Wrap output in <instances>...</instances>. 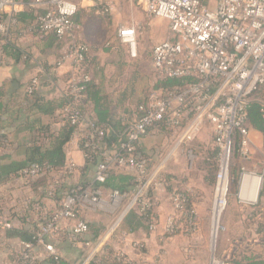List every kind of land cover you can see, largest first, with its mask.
I'll use <instances>...</instances> for the list:
<instances>
[{
  "label": "built area",
  "instance_id": "2783aa9c",
  "mask_svg": "<svg viewBox=\"0 0 264 264\" xmlns=\"http://www.w3.org/2000/svg\"><path fill=\"white\" fill-rule=\"evenodd\" d=\"M94 1L102 3L103 14H112L111 4L105 0ZM143 1L148 17L169 23L167 39L155 45L151 52L154 74L159 80H179L180 83L150 91L145 100L123 118L128 125L125 139L116 149L108 150L101 148L105 131L97 126L94 108L87 98L92 77L84 72L83 64L90 47L79 38L81 28L73 20L77 6L67 0H35L30 4L24 0H0V42L18 24L16 16L23 9L47 7L45 13L37 14L34 26L41 33H53L66 46L56 67L70 68L64 93L69 103L60 109L59 118L75 128L70 142L77 144L84 161L97 153L101 155L103 162L95 170L94 182L104 184L111 172H117L134 176L139 184L133 197L130 193L106 192L79 183L62 192L64 184L81 174L77 163L68 158V146L65 149L67 163L61 172L54 173L39 166L20 170V176L27 180L41 179L45 174L53 177L44 195L55 207L37 199L30 215L31 224H37L38 229L34 242L47 254L58 257L55 241L67 242L75 248H90L92 243L86 240L90 224L85 213L103 209L108 202L114 206L129 201L127 212L149 213V229L156 231L157 200L150 194L165 191L169 184L162 169L151 171V156L136 155L148 137L166 135L176 142L173 147L176 152L185 148L191 150L200 135L207 128L211 129L219 151L211 209L212 234L216 241L226 231L221 220L228 208L234 147L241 163L253 160L254 143L252 129L247 125V110L264 86V0H217L214 7L204 4L203 0ZM118 39L129 55L137 56L135 26L120 28ZM41 82L38 77L34 78L27 88L28 95L39 90ZM252 178H258L260 184L253 202ZM238 181L237 199L247 207L246 216L256 219L259 215L255 210L264 188V164L259 176L241 166ZM169 201L173 213L166 220L167 238L196 235L200 218L188 194L182 189L173 190L169 192ZM30 204L33 203L28 201L27 205ZM3 226L10 227L9 224ZM261 233L254 230V235ZM35 244L23 243L20 256L13 264H37L40 257ZM235 258L234 254L226 253L222 261L214 263L231 264ZM118 259L132 264L122 253H118Z\"/></svg>",
  "mask_w": 264,
  "mask_h": 264
},
{
  "label": "crops",
  "instance_id": "0c3cea01",
  "mask_svg": "<svg viewBox=\"0 0 264 264\" xmlns=\"http://www.w3.org/2000/svg\"><path fill=\"white\" fill-rule=\"evenodd\" d=\"M24 1L30 4L35 0ZM67 1L77 6L81 18L79 38L90 47V56L93 61L90 69L92 84L104 95H107L112 102H117L120 98L117 90L111 91L107 78L109 72L101 66L102 56L111 57L110 54L116 56L118 53L123 55L122 49L125 46L119 42L118 31L122 27H132L133 25L130 26L129 23L136 22L141 13L138 12L133 0H105L113 6V12L110 15L103 14L101 12L102 3L94 0ZM35 9L44 12L47 7L39 6ZM152 22L150 28H152ZM167 36L168 28L166 31L160 32L152 49L155 45L166 40ZM65 51L66 46L57 43L51 37L43 39L31 31H27L25 35L17 37L16 50H9L6 56L0 58V132L6 134L9 139L5 149L0 151V231L2 232H0V264H13V250L21 249L22 242L16 237L6 236L7 233L5 235L4 231L11 228H22L21 219L23 218L26 219L27 224H31L32 204L27 205V202L33 203L37 199H41L49 207H55V203L42 195L38 189L43 184L42 179L27 180L22 178L19 172L27 167L29 145L34 136V130L38 127V121L41 120L44 124L53 121L52 116L35 115L34 110L28 107L27 88L32 80L38 77L43 80L39 89L40 94L46 101L58 103L64 96L70 71L68 66L61 69L56 67L57 61ZM126 52L128 54V51ZM107 59L109 60V58ZM59 111L55 113L57 118H59ZM62 126L63 124L59 121L54 124L57 130ZM207 133L212 135L210 128L203 132V138L208 136ZM253 135L257 141L260 139L263 147L262 134L254 130ZM151 141L150 137L143 140L139 147L141 155H148ZM67 146L68 158L73 159L80 168L84 167L85 161L77 144L70 142ZM256 147L258 148V146ZM162 168L160 167V169ZM124 175L129 174L124 173ZM79 182H83L81 175L71 180L73 184ZM215 182L216 178L213 180L203 178L193 187L185 188L194 196L195 206L201 220L208 214L211 217ZM207 191H210L208 198L205 197ZM135 193L130 194L133 197ZM155 198L158 221L155 232L139 229L128 234L126 230H123L121 224L129 208V201H127L125 213L107 235L102 232L96 239L92 234L87 235V242L92 243L90 248L85 246L75 248L67 242L55 241L54 243L59 247L61 255L74 260L75 264L89 263L99 249L101 250L106 244L111 245L117 253L124 254L132 264H202L201 258L204 259L202 256L204 239L201 237L204 232L203 228L201 227L200 232L190 238L183 236L167 238L165 235L166 220L173 213L169 192L165 190L157 193ZM3 224H9L10 227H4ZM28 228L29 225H26L25 229ZM229 237H223L221 240V251L224 254L231 239ZM81 248L86 249L87 252L79 250ZM88 249H92V251ZM36 251L40 259L45 257L46 252L43 248L38 247ZM207 264H211V258Z\"/></svg>",
  "mask_w": 264,
  "mask_h": 264
},
{
  "label": "rangeland",
  "instance_id": "374dc122",
  "mask_svg": "<svg viewBox=\"0 0 264 264\" xmlns=\"http://www.w3.org/2000/svg\"><path fill=\"white\" fill-rule=\"evenodd\" d=\"M216 1L203 0L204 4L209 6H214ZM133 2L138 12L142 14L138 15L136 22L129 23L130 26L133 25L137 28V56L132 57L129 53L127 54L126 47L122 49L123 55L118 53L116 56L110 54L111 57H108V55L102 56L101 66L109 72L107 78L110 82L111 91L117 90L116 92L120 100L124 97L123 101L125 105H116L113 110L116 114L125 113L129 110L132 112V110L141 104L146 95L158 86V79L154 74L151 63V50L155 44V40L159 38L160 32L166 31L167 28L169 31L168 21L151 19L146 15L143 0H133ZM211 3L212 5H210ZM151 22L152 28H150ZM105 46L107 48V45ZM253 99L259 100L264 104V86L261 92L255 95ZM251 131L255 145L252 148L253 160L247 164L240 162V167L245 166L248 172L259 176L263 172L264 142L262 147L260 139L257 141L254 138V130L252 129ZM207 135V137L203 138V134H201L191 146V150L185 148L176 152L173 151L176 142L166 135L150 137L152 141L149 146L150 152L148 155L151 156L152 160L151 171H156L160 167H163L162 172L166 180L170 181V183L174 182V186L178 189L181 186H184V189L191 188L198 181L203 180V178L212 179L211 176L214 174L212 167L213 162L216 160V157H214L216 149L213 136L208 133ZM237 194L238 192L234 194L233 188L229 196L228 208L221 220V224L226 227V231L218 236L217 241L211 233L214 224L210 215L208 214L206 217H202V220L200 219V229L202 227L204 231L201 237L204 239L202 256H204L205 260L203 257L201 258L202 264H207L210 258L211 264H215V261H222L226 253L234 254L238 259H240V255H254L258 258V262H264V216L262 218L257 217L256 219L247 217L245 214L247 207L237 201ZM209 196L210 191H207L205 197L208 198ZM127 204V201H122L113 206L108 202L104 205L103 209L87 211L85 218L90 226H94L107 235L119 223L125 213ZM255 229L262 231V233L254 235L253 230ZM228 236L231 239L224 254L221 251V240L223 237ZM21 250L18 248L13 251L20 252ZM79 250L87 252L84 248ZM88 250L92 251V249Z\"/></svg>",
  "mask_w": 264,
  "mask_h": 264
},
{
  "label": "trees",
  "instance_id": "16d2710c",
  "mask_svg": "<svg viewBox=\"0 0 264 264\" xmlns=\"http://www.w3.org/2000/svg\"><path fill=\"white\" fill-rule=\"evenodd\" d=\"M44 12L36 9L25 8L23 11L17 14L16 20L18 24L15 27L11 28L9 31V36L3 38V40L0 42V58H2V56H6V53H8L9 50H16L17 37L25 35L27 31H31L33 34H36L43 39L51 37L57 43H61L53 33H41L34 26L37 19V14H43ZM73 20L81 28V18L79 17V12H77ZM92 65L93 61L91 60V56L89 53L83 64L84 72L90 74ZM157 81L158 86L154 90L172 88L180 83L179 80L162 81L158 79ZM261 89L259 92H261ZM28 97L29 100L27 105L29 108H32L34 110V112L36 113L35 115H41L45 117L52 116L53 121L45 124L41 120L38 121V127L35 128L34 136L29 145L27 167L39 166L44 170H51L54 173H59L64 169L67 163V154L65 152V147L70 143L75 133V128L68 122L57 118L55 116V113L69 103V98L63 96L58 103L46 101L44 99V96L40 94L39 90H36L33 94L28 95ZM87 98L94 108L97 126L105 131V136L103 138L101 148L106 147L108 150L116 149V147L119 146L120 142L125 139V132L128 128V125L123 121V118L132 113L130 112V110L128 112L120 114H116V112L113 111L116 105H125L123 101L124 97L121 100L119 99L120 101L115 104V102H112L107 95H104L101 90L97 89V87L92 84L91 81L87 90ZM144 100L145 98L143 99V101ZM262 109L263 103L259 100H254L251 102L247 110V125L251 129L261 133L264 140V114L262 113ZM58 121L61 122L63 126L57 130L54 127V124ZM8 141V136L0 132V151L5 149ZM215 149L216 150L214 157H216V160L215 162H213L212 172L214 174L211 176V180L216 178V173L218 170L217 157L219 151L216 146ZM136 155H141L139 148ZM141 156L147 155L143 154ZM101 162H103V159L99 153L92 155L91 159L85 160L84 167L80 169V175L83 182H79V184L84 187L92 186L94 189H100L106 192L118 191L120 193H134L138 190L139 184L134 176L124 175L117 172H111L104 184L94 182L95 170ZM231 164L230 193L234 188V194H236L238 192V175L240 172V158L238 155L237 147H234ZM41 179L43 180V184H41L38 189L39 191H41L40 193L44 195V190L49 183L53 182V177L45 174ZM168 184L169 185L166 186V190L168 192L178 189L174 186V182L170 183V181H168ZM72 186L73 183L71 182L64 184L62 187V192H64L68 188H72ZM180 189L184 190L188 194L191 203L195 204L194 196L189 191L185 190L184 186H181L179 190ZM58 193H61V191L59 190ZM150 196L154 198L155 194L151 193ZM35 203L36 202H33L31 206L33 207ZM255 212L258 213L259 218H262L264 216V188L260 193L259 204L256 207ZM149 216V213L144 215L136 210H131L123 219L121 226L123 230L127 231L128 234L134 233L139 229H146L148 232H151L148 225ZM21 222L24 228L22 227L19 229H7L4 231L5 235L7 233L6 236L18 238L22 242V244H35L34 238L38 232L37 224H27L25 218L21 219ZM24 225H29V228L25 229ZM102 232L103 231L96 229L94 226H90V234L94 236V239L98 238ZM54 244L59 252L58 257L46 253L45 257L43 259H40L37 264H75L74 260L64 258L61 255L60 249L57 244ZM35 246L37 245L35 244ZM36 248H38V246ZM18 256H20V252L13 251L12 260L16 261ZM258 261V258H256L254 255H241L240 259L235 258L231 262V264H264V262ZM87 264L126 263L118 259V253L111 245L106 244L102 247L100 252L97 253L96 256Z\"/></svg>",
  "mask_w": 264,
  "mask_h": 264
},
{
  "label": "bare ground",
  "instance_id": "6f19581e",
  "mask_svg": "<svg viewBox=\"0 0 264 264\" xmlns=\"http://www.w3.org/2000/svg\"><path fill=\"white\" fill-rule=\"evenodd\" d=\"M251 180H252V183L254 185L253 194L251 195V201L253 202L257 198L260 184H259V179L258 178H252Z\"/></svg>",
  "mask_w": 264,
  "mask_h": 264
}]
</instances>
